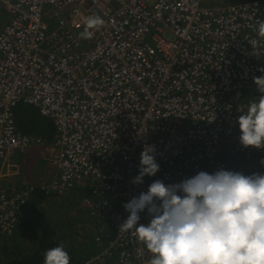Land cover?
I'll list each match as a JSON object with an SVG mask.
<instances>
[{
    "label": "built area",
    "instance_id": "built-area-1",
    "mask_svg": "<svg viewBox=\"0 0 264 264\" xmlns=\"http://www.w3.org/2000/svg\"><path fill=\"white\" fill-rule=\"evenodd\" d=\"M92 14L105 24L82 39ZM259 21L264 1L0 0V238L37 189L62 196L88 186L82 204L100 253L150 264L134 232L120 231L125 203L158 179L229 170L228 155L257 159L264 174V149L244 147L237 122L261 95ZM20 102L53 121L51 144L18 130ZM145 145H154L159 171L133 184ZM17 150L26 151L25 165L47 151L52 166L28 181L11 158ZM140 217L151 220L147 210Z\"/></svg>",
    "mask_w": 264,
    "mask_h": 264
},
{
    "label": "clouds",
    "instance_id": "clouds-1",
    "mask_svg": "<svg viewBox=\"0 0 264 264\" xmlns=\"http://www.w3.org/2000/svg\"><path fill=\"white\" fill-rule=\"evenodd\" d=\"M104 24L100 15L92 14L85 18L79 36L92 39ZM255 30L264 38V21ZM254 83L261 95L238 117L239 140L244 147L264 149V76L254 77ZM158 171L155 147L145 145L139 174L131 182L142 184L145 176ZM123 207L129 215L120 231L134 232L153 254L150 264H264V174L201 171L168 185L158 179ZM145 210L151 220L139 224ZM70 260L60 244L45 251L43 264H70Z\"/></svg>",
    "mask_w": 264,
    "mask_h": 264
},
{
    "label": "trees",
    "instance_id": "trees-1",
    "mask_svg": "<svg viewBox=\"0 0 264 264\" xmlns=\"http://www.w3.org/2000/svg\"><path fill=\"white\" fill-rule=\"evenodd\" d=\"M250 1L264 0H229L231 4ZM14 115L19 131L52 143L56 134L54 123L42 115L36 106L20 102L14 109ZM225 161L229 171L245 175L258 172L256 166L253 169L249 167L250 160L242 155H228ZM91 194L88 186L72 189L62 196L54 191H34L26 203V214L20 223L12 233L1 235L0 264H43L45 251L60 244L69 253L70 264H117L116 258L102 255L100 248L90 239L94 230L87 227L92 221L86 219L88 211L82 199ZM64 196L73 198L71 207L60 200Z\"/></svg>",
    "mask_w": 264,
    "mask_h": 264
},
{
    "label": "rangeland",
    "instance_id": "rangeland-1",
    "mask_svg": "<svg viewBox=\"0 0 264 264\" xmlns=\"http://www.w3.org/2000/svg\"><path fill=\"white\" fill-rule=\"evenodd\" d=\"M220 1H224V0H205V3L220 2ZM40 154H45L46 156H44V157L41 156V157L36 158ZM40 154L39 153H35L33 159L27 165H25V162L23 161L27 157L26 151L25 152H19V150H17L14 155H11V158H13V160L15 162L19 163V171H22V172H25V173H28V174H31V175H36L37 171H39L40 172L38 174V178H39V177H41L40 174L42 172L45 174L47 169L50 167V164H48V162H50V159H49V156H48L49 153L47 151L43 150V151L40 152ZM252 161H254V162H252ZM252 161H249V167L251 169L254 168L255 163L256 164L258 163L257 159H254ZM5 168L7 169V167H5ZM36 180H37V178H35L33 181H36ZM60 200H64V205H69L70 204V207L74 203L73 202V198L70 197V196L69 197H65L64 196V197L60 198ZM86 219H89V215L88 214L86 215ZM94 223L95 222L92 221V224H94ZM90 239L93 240V236Z\"/></svg>",
    "mask_w": 264,
    "mask_h": 264
},
{
    "label": "crops",
    "instance_id": "crops-1",
    "mask_svg": "<svg viewBox=\"0 0 264 264\" xmlns=\"http://www.w3.org/2000/svg\"><path fill=\"white\" fill-rule=\"evenodd\" d=\"M227 1H229V0H227ZM48 164H50V166H52V163L51 162H48ZM47 164V165H48ZM33 168V167H32ZM49 169V168H48ZM40 172L39 171H37V174L36 175H31V174H28V173H24L25 174V176H27L28 177V181H32V180H34L35 178H38V174H39ZM50 192H52V191H50ZM88 214V213H87ZM87 227H88V225H87ZM93 242V241H92Z\"/></svg>",
    "mask_w": 264,
    "mask_h": 264
},
{
    "label": "bare ground",
    "instance_id": "bare-ground-1",
    "mask_svg": "<svg viewBox=\"0 0 264 264\" xmlns=\"http://www.w3.org/2000/svg\"><path fill=\"white\" fill-rule=\"evenodd\" d=\"M252 161V160H251ZM252 162H254V161H252ZM255 173V172H254Z\"/></svg>",
    "mask_w": 264,
    "mask_h": 264
}]
</instances>
